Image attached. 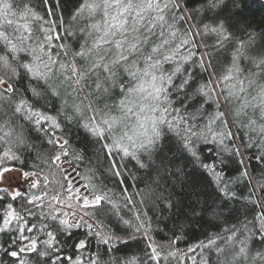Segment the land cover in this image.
<instances>
[{"label":"snow or ice","instance_id":"obj_1","mask_svg":"<svg viewBox=\"0 0 264 264\" xmlns=\"http://www.w3.org/2000/svg\"><path fill=\"white\" fill-rule=\"evenodd\" d=\"M68 3L0 0V264H264V33L236 38L241 0ZM32 133L51 150L27 170ZM165 165L187 204L152 188ZM152 199L179 209L161 239Z\"/></svg>","mask_w":264,"mask_h":264},{"label":"trees","instance_id":"obj_2","mask_svg":"<svg viewBox=\"0 0 264 264\" xmlns=\"http://www.w3.org/2000/svg\"><path fill=\"white\" fill-rule=\"evenodd\" d=\"M28 0H17V3H27ZM242 7L239 9H233L232 4L229 3V12L231 15V23L233 24V31L235 32L237 39L247 40L248 34L251 33L257 38H259L260 34L264 33V3L262 0H241ZM71 0H69L68 7L71 8ZM234 13V14H233ZM259 42V40H257ZM231 51V49L229 50ZM252 54L251 52L249 53ZM244 65L248 64V61L243 62ZM247 71H256L259 73V69L255 67H248ZM6 109L0 107V136H4L5 133L11 131L12 126L6 125L5 121H11L14 119L10 114H5ZM22 121L16 120V125H20ZM16 131H19V127H16ZM40 134L32 133L30 138V143L34 144L33 148H26L23 152L19 153L23 159H26L29 169L31 170V166L34 163H39L38 154L46 155L50 150L51 146L43 143L41 139L37 138ZM75 138V133H74ZM75 146V145H74ZM30 153V155H29ZM86 163V162H85ZM255 165V162H253ZM19 164H17V168ZM84 170V166H81V171ZM190 171V169H188ZM142 177V181L139 183L138 187L140 189H144L145 185L149 183V177L146 173L140 174ZM162 179L159 180L161 187L159 189L156 188L155 184L152 185V188L157 192H163V194H170L174 201L182 200L185 204L188 203V197L192 194L194 185L191 183H187L182 181L181 179L173 178L171 176L170 171L168 170V166L165 165L161 168L160 173ZM153 178H155V173H153ZM51 179V177H50ZM202 183V182H201ZM199 191V188L196 189ZM0 195H3L0 193ZM140 197H137V201L139 202ZM150 209V210H149ZM142 211H147L148 216L152 218L153 223L156 227L164 229V224L167 223L169 227L172 226L173 221L176 219L174 213L178 212V208L167 209L161 203H157L154 199L149 200L146 205L141 206ZM235 223V220H230L227 224L222 221L218 222V227H214L210 224H202L198 225V231L193 241L197 242L199 240H204L205 235L215 234L221 231V229H225L231 227ZM202 233L204 235H202ZM170 235L167 229L157 236L156 239H161L163 236ZM143 245H141L142 247ZM179 247L184 248V244H180ZM91 250H95V245ZM135 254V246L133 247V251L128 253L127 255L131 256ZM2 255V253H0ZM30 255V254H28ZM118 255H123V253H118ZM213 259L215 257L213 256ZM4 264H10V258L4 257Z\"/></svg>","mask_w":264,"mask_h":264},{"label":"rangeland","instance_id":"obj_3","mask_svg":"<svg viewBox=\"0 0 264 264\" xmlns=\"http://www.w3.org/2000/svg\"><path fill=\"white\" fill-rule=\"evenodd\" d=\"M5 147H7V145H5V144H3L2 142H0V152H2L3 149H4ZM6 175H7L8 177H14V176H17V175H18V172L8 173V174H6ZM7 184H8V181L6 180V181L4 182V185H2V186H7Z\"/></svg>","mask_w":264,"mask_h":264},{"label":"bare ground","instance_id":"obj_4","mask_svg":"<svg viewBox=\"0 0 264 264\" xmlns=\"http://www.w3.org/2000/svg\"><path fill=\"white\" fill-rule=\"evenodd\" d=\"M262 2L264 3V0H262Z\"/></svg>","mask_w":264,"mask_h":264}]
</instances>
